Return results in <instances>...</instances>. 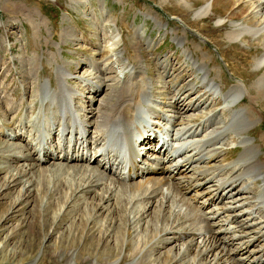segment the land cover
I'll return each instance as SVG.
<instances>
[{
	"label": "rangeland",
	"instance_id": "1",
	"mask_svg": "<svg viewBox=\"0 0 264 264\" xmlns=\"http://www.w3.org/2000/svg\"><path fill=\"white\" fill-rule=\"evenodd\" d=\"M208 1L212 2L213 0ZM205 2V0H0V149L10 143L18 148L17 151H23L25 154L33 153L34 146H36L34 138H37L38 142L42 137L39 127L41 113L43 112V116L46 118L50 117L52 121H59L61 116L56 106H54V112H51L49 110L51 106L48 103H46L47 106L41 107V101L36 104V99L40 100L45 86H48L52 91V96L54 95V90L61 77L60 67H65V70L73 75L68 81L80 94L77 100L75 99V106L84 104L86 106V109L83 110L84 113L91 115L90 110L97 107L98 102L87 104L85 101L96 91L85 82L83 83L79 77L87 76L88 70H90L87 64L94 59L99 61L101 59V63L102 59L105 61L106 57H103L106 55L104 53L106 51L104 48L108 49L109 44L115 43L117 47L108 52V55L111 56L110 60H113L109 63L108 72L101 73L103 81L113 85L118 80L124 83L127 81V77L133 73L128 81L130 83L132 80L129 85H135L137 81L141 82L149 88L152 95L150 100L157 96L159 102L162 103L161 106H166L170 110H172L171 107L176 109V106L169 104L167 106L163 103L164 101L172 103L177 96H181L182 99L187 97L189 100L192 98L191 96L199 93V91L190 90L188 84L196 83L197 88L201 86L200 81L202 80L199 82L198 80L203 69H200V73L196 68L197 65L202 64L203 59L207 61L204 72L208 71L207 74L214 78L219 90L225 92L226 88L231 87L240 89L243 83L252 89L253 85L255 93L252 94L256 101V111L250 119L257 116L258 112L262 116L247 121L249 122H246L247 124L243 121L236 125V128L228 130L224 127V135L221 134L216 139L219 142L218 145L224 146L223 151L220 148L222 153L218 157L224 159L226 162L224 164L227 165L230 161L233 162L240 157L243 145L236 147H232V145L240 144L244 133L255 145L256 158L263 165L264 97L260 100L262 97L260 92L263 88L257 84V80L258 78L261 82L264 80V65L256 67L253 60L263 53L261 45L264 42V28L257 34L246 32L247 36L242 38L244 41L229 40L228 35L232 31V23L251 20L249 10L237 7V5L229 6L228 4L226 6L224 1H221L216 4V8L210 10L211 12H207L208 15L201 18L196 17V10ZM254 36L256 37L254 38ZM93 56L95 57L93 58ZM92 69L95 73L96 69L95 71L93 67ZM92 75L91 77L96 78L94 74ZM107 89L105 85L103 92L98 97H102L104 94L106 96ZM127 91L130 93L129 90ZM201 91L204 93L205 88H201ZM218 95L219 97L214 102L216 105L211 104L212 100L211 103L210 101L205 102L200 112L209 114L212 109L224 106L226 104H223L224 98L220 94ZM244 96H248L247 93H244ZM44 100H48L47 97ZM92 101L91 99L90 102ZM145 101L148 102L147 99ZM248 103L252 102L249 98L244 97L243 100L236 102L232 109L237 106L239 109V104L247 106ZM39 108L42 110L40 111ZM46 111L47 115H45ZM228 112L230 109L219 110V119L228 120L230 118ZM205 114L192 122L205 121L208 117L212 118V120H208L212 122L213 117H205ZM219 119L216 118L217 123L220 122ZM187 120L185 118L184 123ZM239 120L246 119L241 117ZM8 124H12L13 128L6 127ZM4 130L5 132H3ZM146 132L150 133L151 130L148 126L143 125V133ZM240 134H242L241 137H239ZM16 135L20 136L15 137ZM52 136L53 138L50 139L47 137L49 139L48 146L51 147V155H45L47 159L57 156L52 150L54 144L60 141L57 130L52 131ZM152 140L154 141L141 145L136 142V147L146 156L142 164H147L148 158L151 157L171 160L168 157V148L159 151L157 147L160 142L159 144L155 143L156 138H152ZM48 146L47 148H50ZM34 156L36 157L37 154ZM20 159L22 158L20 157ZM17 161L9 154L8 156L0 154V264H104L105 261L128 264L127 259L131 250L126 245L129 240H125L132 238V231L131 235L129 233L131 229L126 226L125 221H122V227L118 232L120 236L118 244L114 243L112 237L106 238L108 233L105 232V221L108 225L107 221L112 216L122 215V219L126 220L127 212L123 209L127 206V201L123 200L124 204L117 215L113 214L110 209L103 207L99 209L98 200H94V194L91 193L88 196L89 203L86 208L85 204L75 205V208H71L74 213H70L69 206H67L70 190L64 184L65 186L62 188L59 187L58 195L54 196L52 189L55 186V180L49 179L48 176L41 180L36 191L31 194L25 190L26 188L20 180L7 186L8 179L5 178L6 175L8 176L7 171L10 169L17 173L15 168L23 163L21 160ZM174 161L176 158L172 163ZM96 164L92 163L93 166L100 168ZM148 166L154 172L152 175L157 176L156 178H167L160 175L164 171L158 167L153 170L151 164ZM139 169L138 171H140ZM263 169L264 167L261 169L263 173L261 177H264ZM254 170L256 169L247 170L245 179L241 178L238 181L241 183L237 184L236 189L233 190L236 192L240 187L243 188L245 183L249 184L253 193L244 192L241 196H253L251 201H255L261 194L260 187H256L258 179ZM190 171L192 173L190 169L188 172L183 169L182 174H190ZM226 171H231L230 165L226 167ZM193 174L191 176L196 175ZM35 175L33 177L27 175V177L35 179ZM108 175L111 177L115 174L111 171V174L108 173ZM245 180L254 182L250 184ZM177 182L180 181L175 182L178 185ZM180 184L178 190L185 196L187 194L184 189L185 185L180 186ZM210 184L214 185L212 190H215L216 183L210 181ZM208 194L209 192L204 195L207 197ZM185 197L192 199L193 202H189L192 208L201 207L204 213L207 212V216H212L211 211L207 210L209 206H202L201 196L190 195L189 192ZM232 197L226 196L223 200L235 201L232 200ZM243 206L235 209V211L241 210L238 213L240 222H243L242 220L249 222L248 224L251 225L249 231L255 229L264 231V217H260L264 211V203L261 207L259 204L260 210L257 212L251 206V208L245 207V204ZM157 210L154 206L151 207L152 222L146 226L148 229L141 228L142 231L136 238L143 237L142 241L149 243L157 237L158 233H155L156 225L153 220V218L156 220ZM250 210L255 212L251 213ZM245 211L260 218L248 217ZM94 212H97L98 220L91 222L90 217ZM241 214L243 215L241 216ZM220 218L214 220L212 228L215 230L221 228V225L225 223V218L223 216ZM240 226L243 224L239 223L238 227ZM224 227L222 226L221 230ZM122 235L123 239H120ZM224 236L228 238L230 235L227 233ZM190 240L191 236L187 235L178 241L163 244V246L167 245V248H162L160 251L164 252L166 249L172 248L177 252L181 245H188ZM247 240L250 242L248 238ZM124 241L125 245L123 246ZM231 243V247L238 244L235 240ZM257 243L255 242V245ZM190 247L194 249L196 245H190ZM250 249L253 247L250 246ZM247 255H250L248 251L241 257L235 255V260L233 258V261L229 263L252 264L248 258L244 259ZM154 256L158 264H161L162 259L156 254ZM190 256H195V251L191 250Z\"/></svg>",
	"mask_w": 264,
	"mask_h": 264
},
{
	"label": "bare ground",
	"instance_id": "2",
	"mask_svg": "<svg viewBox=\"0 0 264 264\" xmlns=\"http://www.w3.org/2000/svg\"><path fill=\"white\" fill-rule=\"evenodd\" d=\"M205 1L196 10V17L201 18L208 15L207 12L216 8V4H219L221 1H224L226 6L228 4L229 6L237 5V7L240 6L249 10V18L251 20L232 23L233 28L228 35L229 40H243L247 36L246 34H248L246 32L257 34L258 31L264 28V0H213L214 3L213 1ZM107 47L108 49L104 48L106 52L103 51L106 54L103 57H106L105 61L102 59L101 63V59L100 61L94 59L91 63L87 64L90 68L87 76L79 77L83 83L85 82L86 85H89L96 91L93 92V96H90L85 101L87 104H93L94 101L98 102L97 107L90 110L91 115L84 113L83 110L86 109L84 104H77L78 107L75 106V99L80 94L72 86L71 82L68 81L73 75H71V72L65 70V67H60L61 77L53 96L52 91L48 86H45L42 97L40 100L36 99V104H39L38 101H41V107L47 106L46 103L50 106L53 97H55L57 99L55 106L59 109L58 113H60L61 117L56 122L52 121L50 117L46 118L43 116V112L41 113L39 127L41 128L42 137L39 138L38 142L37 140L34 141V143L36 142V146H34L33 153L28 152L25 154L23 151H17L18 148H15L10 143L5 148L0 149L1 155L8 156L9 154L14 159L23 162L21 165H18V168H15L17 169V173H14V170L10 169L7 171L8 176L6 175L5 177L8 179V182H6V184L8 183L7 186L20 180L23 182L25 190L31 194L36 191L41 180L48 176L49 179L55 180V186L52 189L54 196L58 195L60 191L59 187L62 188L66 185L70 190L69 197L67 198V206H69L70 213H74L71 211V208H75V205L85 204L86 208L89 203L88 196L91 193L94 194L93 199L98 200L99 209L102 207L107 208L117 215L122 209L123 200L127 201V206L123 209L127 212L125 214L126 220L125 218L122 219V215H118L120 217L112 216L107 221L108 225H106L105 221V232L108 233L106 238L109 237L108 239H110L112 237L114 243L118 244L117 242L120 237L118 232L122 227V221H125L126 226L131 229L129 233L131 235L132 231L135 238L132 236V238L125 240H129L126 245L131 250L127 259L128 264H158L154 254L162 259L161 264H230L229 262L233 261L235 255L241 257L247 251L250 255L245 256L244 259L248 258L252 264H262L264 262V243L260 242H264V231L261 229L253 230L255 232L250 234V229H248L249 222H244V220L240 222L238 213L241 210L235 211L237 207L235 204L239 203L242 205L244 203L245 207L251 206L256 212L259 211L264 203V183L260 186L261 194L255 201H251L253 200V196H241L244 192L253 193L252 188L246 183L238 191L234 192V189L231 191L235 193L232 195L233 197L231 196L232 200H235L234 202L219 204L217 201L222 199L220 190L227 187V185L234 187L240 183L238 181L247 170L256 169L254 172L257 173V179H260V181L261 178L264 179V177H261L263 175L261 169L264 167V163L262 165L259 159L256 158L257 150L255 151V145L244 133L240 139L242 147H244L243 152L241 155L240 153L238 154L240 157H235L237 158L236 160L229 162L231 167L230 172L226 171V167L229 165L224 164L226 163L224 159H219L218 157L222 153L221 150L223 151L224 149L220 150L223 146L217 145L219 142L217 143L216 141L223 134L224 127L228 128V130L236 128V125L241 124L243 121L246 123L262 116L258 112L257 116L250 119L256 111V101L252 94L255 92L252 83H249L252 85V89L249 85L243 83L240 89L232 87V89L223 92L219 90L214 78H211L207 74L208 71L205 70L206 72H204L207 61L203 59L201 61L202 64L197 65L196 68V70H199L198 72H200V69H203L202 73L200 72L198 80V82L202 80L200 81L201 86L197 88L196 83L188 84L190 90L199 91V93L191 96L192 98L189 100H187V97L182 99L181 96H177L172 103L164 101L165 105L176 106V109L170 106L172 110H164V106H161L159 100L157 101V96L153 100H150L152 95L149 92V88L145 87L144 84L137 81V84L134 83L135 85H132L133 87L129 85L132 80L130 83L128 81L133 73L127 77V81L124 83L118 80L113 85L106 84L103 81L101 73L106 74L109 63L113 61L112 59L110 60L111 56H109L110 54L108 55V52L111 51L110 49L113 51L117 46L113 43ZM261 47L263 53L253 60L256 67L264 65V42ZM92 67L94 71L96 69L95 73H93ZM92 74L96 78L91 77ZM133 78L137 80L134 76ZM145 82L149 84V82ZM257 84L263 88L260 92L262 96L260 97L261 100L264 97V80L261 82L260 78H258ZM103 85H106L108 88L106 96L104 94V96L98 97L104 90ZM238 85L240 86L239 83ZM201 88H205L204 93L201 91ZM244 93H247L248 96H244ZM218 94L224 95V98L228 99V104L221 106L222 110L224 108L230 109V112H228L230 118L226 120L227 122L222 121L221 125H218L220 122L217 124L214 116H212V122L208 121L212 120L208 116H205L208 117L205 121L192 122L198 120L204 114L200 112V109L205 102L210 101L211 103L212 100L213 103L211 104L216 105L214 102L219 97ZM46 97L50 99L44 100ZM244 97L249 98L252 103H248L247 106L239 104V109L237 106L232 110L234 104L243 100ZM91 99L93 100L92 102H90ZM45 115H47V111ZM144 117L147 118V122H149L151 128L161 130L162 134L165 135L164 141L159 147L165 144L164 149L168 147V151L171 152L170 155L177 157L176 162L172 163V159L164 160V158L157 157L149 159L147 164L141 165L140 161L136 159V156L141 154V150L136 149L134 143L137 140L149 138L148 135L143 134L141 128ZM241 117L246 120H239ZM185 118L188 119L186 123H184ZM6 127L12 129L13 125L8 124ZM55 130H58V133H60L59 137L62 143L57 141L52 147L57 156L47 159L45 155H51V147L48 146V140L51 137L53 138L52 131L54 132ZM20 135H16L15 137H19ZM67 142L68 144H66ZM47 146L50 148H47ZM35 154H37L36 157L34 156ZM167 161L169 162L167 163ZM93 162L97 163L100 168L93 166ZM150 164L153 166V170L158 167L161 171H164L160 175H164L167 178L158 179L156 178L157 176H153L152 173L154 172L148 166ZM138 168H140V171H138ZM183 169L187 172L190 169L192 173L190 171V174H182ZM111 171L115 175L110 177L108 173L111 174ZM36 172L39 174L37 175L38 177L35 175L37 174ZM191 174L194 176H191ZM27 175H31L30 177L35 175L36 178L31 179ZM174 181H180L177 182L181 183L180 186L184 184L187 194L190 192V195L201 196L203 207L209 206L214 208L210 210L207 207V210L211 211L212 216H206L201 207L192 208L189 205V202H193L192 199L186 198L187 194L184 196V193L178 190L179 184L177 185ZM208 181L216 183L215 186L217 187L215 190H212V188L210 189L212 191L206 190L208 187L205 188V183ZM249 182L252 184L254 181ZM208 192L209 194L206 197L204 194ZM77 197L79 198L77 199ZM153 206L158 209L156 220L153 218L156 225L154 230L158 235L153 241L147 243L142 241L143 237L140 236L141 239L136 237L142 231L140 230L141 228H145L152 222L150 209ZM250 212L253 213L255 211L250 210ZM245 214H248V217L253 216V214H249L247 211H245ZM97 216V212H94L92 217H90L91 222H95ZM221 216H224L225 223L221 225V228L215 230V228H212L213 223H215L214 220ZM258 218L260 217L258 216ZM203 221L204 224H202ZM239 223L243 224V226L238 227ZM222 226H225L223 230H221ZM236 227L238 229H235ZM227 233L230 235L228 238L224 236ZM187 235L191 236L190 243L188 245H181L177 252L173 251L172 248H168L164 252L160 251L162 248H167V245L163 246V244L178 241ZM247 238L250 242H248ZM120 239H123V235ZM234 240L238 244L231 247V242ZM125 241L123 246L125 245ZM255 242L260 243L256 244L260 246L261 251L259 254H256L254 249H250V246ZM190 245H196V247L192 249ZM191 250L195 251V256L193 257L190 256ZM104 264H117V261H105Z\"/></svg>",
	"mask_w": 264,
	"mask_h": 264
}]
</instances>
